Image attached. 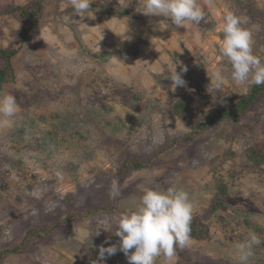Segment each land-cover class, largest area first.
Here are the masks:
<instances>
[{
  "label": "rangeland",
  "instance_id": "1",
  "mask_svg": "<svg viewBox=\"0 0 264 264\" xmlns=\"http://www.w3.org/2000/svg\"><path fill=\"white\" fill-rule=\"evenodd\" d=\"M30 1L0 0V48L20 46L11 59L15 80L0 91L19 106L11 120L0 118V264H97L101 245H119L114 218L135 210L146 188H180L193 203L204 237L177 248L174 264H238L234 246L250 234L261 243L249 264H264V163L249 156L264 143V96L244 115L183 140L249 90L230 78L221 28L227 13L240 17L264 62V0H198L205 18L185 27L144 15L143 0H95L94 19L72 13L67 0H43L39 22L20 39L7 9ZM127 25L124 40L117 34ZM173 62L177 72L187 67L186 85L174 91ZM218 68L224 80L216 89L210 78ZM178 101L181 116L170 109ZM129 161L143 165L120 173ZM221 189L223 204L213 209ZM105 219L112 231L96 235ZM103 264L129 261L117 251Z\"/></svg>",
  "mask_w": 264,
  "mask_h": 264
},
{
  "label": "clouds",
  "instance_id": "2",
  "mask_svg": "<svg viewBox=\"0 0 264 264\" xmlns=\"http://www.w3.org/2000/svg\"><path fill=\"white\" fill-rule=\"evenodd\" d=\"M94 2L95 0H67L66 7H71L72 13L82 19H94L95 11L91 7ZM141 13L149 17L166 18L176 27L199 25L205 18L198 0H143ZM223 19V39L219 51L230 65L231 80L237 85L245 86V90L254 85H264V62L253 54L251 30L244 27L241 18L233 13H227ZM158 27L161 29L159 24ZM127 31L128 25L122 33L116 34L129 40L131 38L125 35ZM173 65L170 80L174 91L177 87L186 85L182 73L187 72V67L181 65V72H177L176 63L173 62ZM210 79L215 81V88L219 89L224 80L223 69L218 68ZM18 111L19 106L13 95H0V118L9 121ZM120 191L119 182L114 181L110 191L111 198L116 199ZM193 210L189 194L183 189L146 188L139 197L135 210L114 218L116 230L113 232L120 238L119 245H101L97 264H103L107 257L115 255L117 251L124 253L129 264H155L156 258L160 256L165 258L167 264H174L176 249L184 248L189 242ZM102 225L96 228V235L100 234L101 228L112 231L113 220L105 219ZM260 243L256 234H250L246 241L237 243L233 250L238 264H249L253 247Z\"/></svg>",
  "mask_w": 264,
  "mask_h": 264
},
{
  "label": "trees",
  "instance_id": "3",
  "mask_svg": "<svg viewBox=\"0 0 264 264\" xmlns=\"http://www.w3.org/2000/svg\"><path fill=\"white\" fill-rule=\"evenodd\" d=\"M42 1L43 0H31L25 5H11L7 9V13L11 14L18 24L20 25V30L17 31V34L20 36V39H23L29 34L33 28L35 27L36 23L39 22V19L42 15ZM102 7V11L108 13L109 15L113 16H123L129 14L128 10H118L114 11L111 9H108L107 7ZM19 44L11 43L6 48H0V91L2 87L6 83L13 82L15 80V75L13 73V67L11 65V59L12 57L19 51ZM111 53H103L102 55L108 56ZM112 54H114L112 52ZM91 56L98 57L97 54H90ZM166 83H162V85H165ZM263 95L264 96V85H254L249 88V90L242 96L239 97V99L236 100L234 104L229 106L227 109L223 110L222 112L218 114H213L210 116H207L205 121L202 124L195 125L194 130L186 134L183 137V140H189L191 139L195 134L199 133V131L206 126L213 125L218 119L221 118H238L245 114L246 110L253 104V102L259 97ZM186 108L185 103L183 101H178L171 105V111L174 112L176 115L181 116L182 111H184ZM264 143L261 145H257V147H253L250 149L249 156L253 159L255 162H263L264 163ZM130 165H133L135 167L142 166L143 164L139 162H124L121 166L119 172L125 171ZM223 189L219 190L217 194L213 197L212 202V208L215 209L216 207L223 204L222 199ZM29 233L32 235H40V232L29 230ZM190 237L193 238H202L204 237L201 234V231L198 229L197 225L194 223V220H191L190 223ZM13 251H17L18 248H12ZM4 251L10 252L11 249H4ZM1 255V254H0Z\"/></svg>",
  "mask_w": 264,
  "mask_h": 264
}]
</instances>
